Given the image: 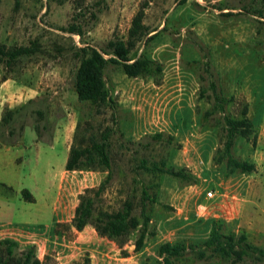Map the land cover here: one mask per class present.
Here are the masks:
<instances>
[{
	"label": "rangeland",
	"instance_id": "obj_1",
	"mask_svg": "<svg viewBox=\"0 0 264 264\" xmlns=\"http://www.w3.org/2000/svg\"><path fill=\"white\" fill-rule=\"evenodd\" d=\"M140 8L143 22L154 30L134 51L154 64L137 76L126 75L118 64H107L104 78L116 103L114 122L111 109L98 112L89 101L78 99L75 53L85 42L103 47L109 38L124 36ZM70 23L79 24L81 34L68 31ZM32 42L36 50L12 65L0 60V103H4L0 118L6 109L32 98L9 122L14 133L8 138L16 143L0 149V238L15 239L17 252L34 244L43 264L84 258L89 264L148 262L156 249L151 240L146 246L150 256L134 249L138 229L118 245L90 223L80 230L71 224L80 194L85 187L97 186L107 170H65L64 149L75 133L112 125V177L97 207L118 208L131 193L135 200L140 197L142 183L159 181V187L149 188L157 194L151 207L156 221L150 229L156 231L158 224L164 234L170 225L160 220L199 195L206 207L200 210L195 203L197 216L232 217L223 222L225 232H245L249 242L264 247V0H0V43L12 48ZM155 64L160 71L152 70ZM7 78L9 84L4 85ZM212 81L228 101L223 111L207 115L214 104ZM246 106L253 131L249 137L236 136L232 152L253 160L255 168L227 172L224 160L215 159L224 139L223 114L240 117ZM182 124L193 132L190 142L180 133ZM0 130L7 132L6 127ZM158 131L162 135L154 136ZM142 157L148 164L183 165L196 181L145 172L136 167ZM201 167L209 168L213 182L204 180L209 174L200 173ZM24 187L33 201L23 198ZM208 189H213V196H206ZM138 212L136 206L134 213ZM185 234L179 229L168 237L177 235L189 242ZM182 258L191 264H264L263 258L254 256L235 263L216 255L197 259L189 250Z\"/></svg>",
	"mask_w": 264,
	"mask_h": 264
},
{
	"label": "trees",
	"instance_id": "obj_2",
	"mask_svg": "<svg viewBox=\"0 0 264 264\" xmlns=\"http://www.w3.org/2000/svg\"><path fill=\"white\" fill-rule=\"evenodd\" d=\"M62 2L63 0H54ZM184 1V0H177ZM225 14H231V11H224ZM144 11L138 9L132 16L130 26L126 34L109 38L103 47H96L88 42L80 45L76 51L78 64L74 71V88L79 100H87L96 107L99 112L104 109H111V117L116 122L115 106L116 103L111 95L110 89L104 78V69L108 63L120 65L123 72L128 76H137L149 71L154 62L145 57L137 56L134 51L136 44L147 35L150 29L143 22ZM66 29L68 31L81 34L80 25L70 23ZM155 33V32H154ZM151 33L148 38L152 36ZM37 48L35 42L28 45H18L12 48L6 47L0 43V60H5L7 65H12L19 56L29 55ZM153 71H160V65L155 64ZM6 77H3L5 79ZM20 81V80H19ZM210 86L214 93V104L211 110L205 111L207 115L223 111L228 97L219 93L215 83L212 81ZM203 92L204 89L201 88ZM32 101L28 99L26 103L15 108L6 109L0 118V127H6V133L0 130V144L14 145L16 142L8 136L12 135L13 129L9 126L22 107ZM40 112L39 110H37ZM242 116L237 117L227 113L223 114L222 129L224 139L222 145L217 148L215 159L217 162L224 160L227 172L242 171L250 172L255 168L253 160L241 159L232 152L234 139L236 136L249 137L253 131V123L247 116V106L242 109ZM114 127L105 125L98 132L90 131L88 134L82 133L74 138L69 145L68 154L64 163L65 170L85 169V170H107L105 177L97 186L85 187L80 194L79 200L74 207L71 217V224L78 230L90 223L99 235L106 236L122 245L128 239V235L135 229H138L133 244L135 250H140L144 246L147 237H152L155 231L150 229L152 223L151 210L152 205L157 201V194L149 190L150 187H159L160 182L142 183L140 197L135 200L134 194L126 196L120 207L107 209L97 207L100 200V194L110 181L112 157L110 154V137ZM162 131H158L154 136L159 137ZM171 140L173 135L169 133ZM252 144H256L255 135L252 137ZM143 171L153 175L164 173L171 174L187 182H195L196 176L188 172L185 166L173 167L167 165L164 161H152L148 164L145 157L139 160L136 166ZM21 194L25 200L33 201L34 197L27 188L21 189ZM169 207L167 203L163 204ZM139 207L138 214L134 213L135 207ZM224 220L215 218L208 236L200 242H186L184 239L176 241H163L156 246L155 258L149 264H174L182 261L186 251H191L197 259L208 258L216 255L222 259H229L235 263L244 256H254L256 259H264V247L255 245L247 240L245 232H225L223 230ZM18 243L10 237L0 238V264H43V261L37 256L34 244H29L17 252ZM68 264H89V260L84 258Z\"/></svg>",
	"mask_w": 264,
	"mask_h": 264
},
{
	"label": "crops",
	"instance_id": "obj_3",
	"mask_svg": "<svg viewBox=\"0 0 264 264\" xmlns=\"http://www.w3.org/2000/svg\"><path fill=\"white\" fill-rule=\"evenodd\" d=\"M9 79L10 78H7L6 80H4L6 82L4 85L9 84L8 83V81H10ZM11 80H13V79H11ZM16 83L22 84L19 80H17ZM30 96H32V94ZM1 105L3 106L4 103H2ZM192 117L193 116H191V119H192ZM178 128L181 130V132H180L181 135L182 136L184 135L186 137V139H187V142H190L191 138L194 137V136H192L193 132L190 133V130H189L190 127L188 125L182 124V125H179ZM69 145L70 144H68V146L64 149V151H67V154H68V150H69ZM6 146H13V145H5V146H2L0 144V149L3 148V147H6ZM193 166L197 168V165L194 164ZM200 169H201L200 170V173H202V174H209V176L208 177H205L204 180L209 179V180H207V182H213V179L211 177V175H213V174L209 170V168L208 167H201ZM192 171L196 173L195 170H192ZM196 175L199 176V173L196 174ZM159 195H160V193H159ZM202 197H203V195H202ZM199 199H200V196L198 195L194 199L193 202L187 203V207L184 206V204H186L184 201L182 202V205L181 206H176L175 207L176 208V211H175V214L174 215H172V216L169 215L166 218V220H164V221L163 220H160L162 224H169L170 225V227H168V228L165 229V232L166 233L164 232V234H163V232H160V229H159V226L160 225L157 224V230L155 231L154 236H152V238L153 237L154 238L153 239H151V238L150 239H146L143 248L140 249V250H138L137 252L140 255L141 254L142 255L145 254L146 257L150 256V254H148V251H147V247H148L147 246V242H148V240H151L152 246H154V248H156V246L159 243L163 242V241H167V240L172 241V242L173 241H176V240L180 239V238H177V235L176 236H173V238L168 237V236H169V234H171V233L173 234L174 232H177L178 233V230L179 229H184V231L186 232V234H185L186 236L185 235H183V236L186 237V240L187 241H191V242H195L196 243V242H200V241L204 240L208 236V234H209V231H210V228H211V225H212V221L215 218H217L216 216H218V215H216L215 213H209V214H207L205 216H200V217L197 216L196 215V211H195L196 210L195 203L197 204V207L199 208V205L203 202L202 200H199ZM200 201H202V202H200ZM203 204H205V203L203 202ZM205 206H206V204H205ZM177 214H179V215H177ZM231 218L230 217H226L225 219H222V220L228 222L229 220H232L233 219V218L232 219ZM153 221H156V220H155V218L152 217V223H153ZM234 221H235V219H234ZM154 225H155V223H154ZM187 229H189V230L187 231ZM182 233H184V232H182ZM161 234H162V236H161ZM155 256H156V254L154 252L152 254V257H150L147 260L148 262L146 264L151 263V261H153V259L155 258ZM177 263H179V264H191V263L185 262L184 259L182 261L175 262L174 264H177Z\"/></svg>",
	"mask_w": 264,
	"mask_h": 264
},
{
	"label": "built area",
	"instance_id": "obj_4",
	"mask_svg": "<svg viewBox=\"0 0 264 264\" xmlns=\"http://www.w3.org/2000/svg\"><path fill=\"white\" fill-rule=\"evenodd\" d=\"M206 196H207V197H211V196H213V189H208V190L206 191ZM205 207H206L205 204H202V203H201V204L199 205L200 210H203Z\"/></svg>",
	"mask_w": 264,
	"mask_h": 264
}]
</instances>
